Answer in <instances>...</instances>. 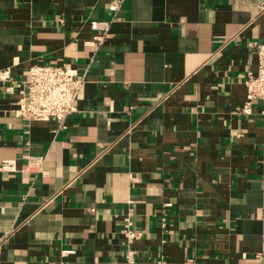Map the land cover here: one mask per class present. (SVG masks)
I'll list each match as a JSON object with an SVG mask.
<instances>
[{
    "label": "crops",
    "instance_id": "obj_1",
    "mask_svg": "<svg viewBox=\"0 0 264 264\" xmlns=\"http://www.w3.org/2000/svg\"><path fill=\"white\" fill-rule=\"evenodd\" d=\"M111 2L0 0V264H264V0ZM37 63L85 74L62 126L14 113Z\"/></svg>",
    "mask_w": 264,
    "mask_h": 264
},
{
    "label": "built area",
    "instance_id": "obj_2",
    "mask_svg": "<svg viewBox=\"0 0 264 264\" xmlns=\"http://www.w3.org/2000/svg\"><path fill=\"white\" fill-rule=\"evenodd\" d=\"M117 3L118 0H112L108 6L109 10H115ZM110 21L109 19L90 21V26L94 30L91 44L103 40ZM253 47L257 67L255 72L248 70L244 78L246 98L243 110H248L254 101H264V42H254ZM0 76L5 77L6 71H2ZM84 79L83 72H79L67 63L33 64L28 69L19 106L14 113L27 120H55L62 126L65 118L76 110L75 100ZM0 168L14 170L15 164L11 160H6L1 163ZM122 233L128 243L140 237V232L132 228L129 222ZM132 256L133 252L129 250L126 253L128 262L133 261Z\"/></svg>",
    "mask_w": 264,
    "mask_h": 264
}]
</instances>
